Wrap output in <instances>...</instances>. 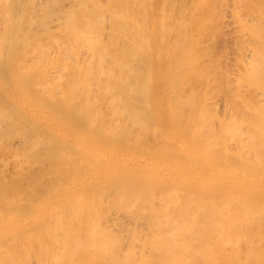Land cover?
<instances>
[{
    "label": "bare ground",
    "instance_id": "bare-ground-1",
    "mask_svg": "<svg viewBox=\"0 0 264 264\" xmlns=\"http://www.w3.org/2000/svg\"><path fill=\"white\" fill-rule=\"evenodd\" d=\"M0 264H264V0H0Z\"/></svg>",
    "mask_w": 264,
    "mask_h": 264
},
{
    "label": "rangeland",
    "instance_id": "rangeland-1",
    "mask_svg": "<svg viewBox=\"0 0 264 264\" xmlns=\"http://www.w3.org/2000/svg\"><path fill=\"white\" fill-rule=\"evenodd\" d=\"M0 155H2V154H0Z\"/></svg>",
    "mask_w": 264,
    "mask_h": 264
}]
</instances>
